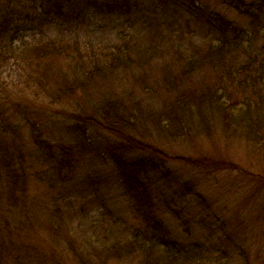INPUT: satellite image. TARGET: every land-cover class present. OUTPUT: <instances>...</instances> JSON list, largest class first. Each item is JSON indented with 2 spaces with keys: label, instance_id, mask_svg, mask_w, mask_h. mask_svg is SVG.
Listing matches in <instances>:
<instances>
[{
  "label": "trees",
  "instance_id": "obj_1",
  "mask_svg": "<svg viewBox=\"0 0 264 264\" xmlns=\"http://www.w3.org/2000/svg\"><path fill=\"white\" fill-rule=\"evenodd\" d=\"M212 139L264 161V0H0V264H233Z\"/></svg>",
  "mask_w": 264,
  "mask_h": 264
},
{
  "label": "rangeland",
  "instance_id": "obj_2",
  "mask_svg": "<svg viewBox=\"0 0 264 264\" xmlns=\"http://www.w3.org/2000/svg\"><path fill=\"white\" fill-rule=\"evenodd\" d=\"M25 81L24 77L20 78ZM28 79L30 85L33 83ZM29 84L19 95H13L15 101L27 102L34 107L41 106L44 98H47L46 106H50L48 101L49 95L47 92L43 96L35 95ZM54 87L48 85V88ZM19 88V87H18ZM234 87L232 86L231 89ZM237 95V94H234ZM238 101L242 100V96H235ZM43 100V101H42ZM62 104H55L57 109L68 107V100ZM32 113V112H30ZM26 137L28 136L25 132ZM158 145L162 144V140H157ZM253 144V143H252ZM206 147L199 150L194 148L187 152L185 156L192 154L194 156L208 157L212 162L220 166H213L211 169L196 166H181L180 168L188 177L194 179L199 185L197 191H194L188 202L179 205L177 211L181 217L185 219L208 218L219 214L225 227L231 233L230 254L233 264H264V161L252 162L249 156L255 157L258 151L255 147H250L249 152L246 148H236L232 144H222L217 139L206 141ZM254 145V144H253ZM175 147L176 145H172ZM168 150V147H164ZM171 154H178L177 149H174ZM251 163V164H250ZM241 165L239 171L236 165ZM178 164H174L176 166ZM244 165V166H243ZM255 167V169H253ZM255 171L253 175L250 171ZM177 191L171 192V195H178ZM202 213V215H199ZM209 215V216H208ZM109 225V223H108ZM208 230L201 231L200 234L189 236L179 229L177 234L182 233V237L194 240L201 239ZM228 234H217L215 238L222 237V243L226 242ZM116 260H112L114 263ZM221 264V263H215Z\"/></svg>",
  "mask_w": 264,
  "mask_h": 264
}]
</instances>
